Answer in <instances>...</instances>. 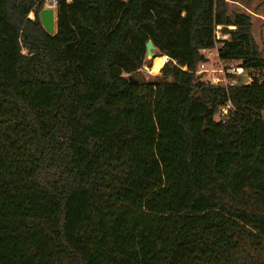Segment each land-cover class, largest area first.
Segmentation results:
<instances>
[{
    "label": "trees",
    "instance_id": "1",
    "mask_svg": "<svg viewBox=\"0 0 264 264\" xmlns=\"http://www.w3.org/2000/svg\"><path fill=\"white\" fill-rule=\"evenodd\" d=\"M42 3L0 0V264H264L251 14L227 0H58L50 33ZM217 23L230 35L219 58L249 81L195 72ZM148 39L165 60L144 77Z\"/></svg>",
    "mask_w": 264,
    "mask_h": 264
},
{
    "label": "built area",
    "instance_id": "2",
    "mask_svg": "<svg viewBox=\"0 0 264 264\" xmlns=\"http://www.w3.org/2000/svg\"><path fill=\"white\" fill-rule=\"evenodd\" d=\"M69 1V0H68ZM42 7H51L53 8V10L56 13V8H57V3L58 0H42ZM29 17H34V11L30 10L27 14ZM223 24L222 23H217L215 25V39L216 41L227 38V34L228 32H221L220 29L222 28ZM226 26L228 28H235V24H226ZM215 41V42H216ZM214 46L213 47H209V48H202L201 51L203 52V54L206 56L207 59V54L206 52H208L209 50L213 51ZM217 50V48H215ZM217 57L218 53L216 54ZM205 60H202L198 63L197 68L195 69L196 73H203V72H208V75L206 77V79L210 82V83H220L223 84L225 86H230L233 84H238L240 83V79L242 76H244V74L248 75V70H246L238 61H230V60H226L224 62V60H222L221 58H219V65L218 66H212V67H206L205 64L207 63ZM249 78V77H248ZM230 108V104L227 103L223 106H221L219 112L217 113L218 116L217 118H224L225 115L228 112V109Z\"/></svg>",
    "mask_w": 264,
    "mask_h": 264
},
{
    "label": "rangeland",
    "instance_id": "3",
    "mask_svg": "<svg viewBox=\"0 0 264 264\" xmlns=\"http://www.w3.org/2000/svg\"><path fill=\"white\" fill-rule=\"evenodd\" d=\"M238 1L240 3L234 2L233 0H227L229 10L232 9L235 11H245L251 14L250 29L257 43L258 48L260 49L262 55L264 56V0H238ZM220 31L223 32L222 29H220ZM229 37L230 35L228 33L227 38ZM220 43L221 41L217 40L215 42L213 51L209 50L208 52H206L207 54V59H206L207 63L205 64L206 67H212V66L219 65V57L216 56L217 50L215 48H217ZM146 58H147V61L150 60L151 64L153 65V62H154L153 59L148 58V56H146ZM150 68H151V65L150 66L147 65V62H146L145 64L141 65V67L138 69V75H142L144 77L155 75L156 73L154 74L153 72H151ZM246 74L242 76V77H247V80L245 82L250 80V78H248L249 73L248 75ZM207 75H208V72H203L202 76L206 79ZM215 116L217 117L218 114H216Z\"/></svg>",
    "mask_w": 264,
    "mask_h": 264
},
{
    "label": "water",
    "instance_id": "4",
    "mask_svg": "<svg viewBox=\"0 0 264 264\" xmlns=\"http://www.w3.org/2000/svg\"><path fill=\"white\" fill-rule=\"evenodd\" d=\"M38 16L40 18L42 26L50 33L54 32L56 25V13L51 7H41L38 11ZM146 46V56L151 58L155 55V45L151 39H148L145 42ZM201 73H198L200 76ZM128 79L130 81H137V78L133 74H128ZM247 80V77H241L240 83H244Z\"/></svg>",
    "mask_w": 264,
    "mask_h": 264
},
{
    "label": "bare ground",
    "instance_id": "5",
    "mask_svg": "<svg viewBox=\"0 0 264 264\" xmlns=\"http://www.w3.org/2000/svg\"><path fill=\"white\" fill-rule=\"evenodd\" d=\"M156 55L152 56L151 59H153V65L151 66L150 70L151 72H153L154 74L155 73H158L162 64L164 63V57L163 56H157L155 57Z\"/></svg>",
    "mask_w": 264,
    "mask_h": 264
},
{
    "label": "crops",
    "instance_id": "6",
    "mask_svg": "<svg viewBox=\"0 0 264 264\" xmlns=\"http://www.w3.org/2000/svg\"><path fill=\"white\" fill-rule=\"evenodd\" d=\"M234 2H238V3H240L238 0H233Z\"/></svg>",
    "mask_w": 264,
    "mask_h": 264
}]
</instances>
